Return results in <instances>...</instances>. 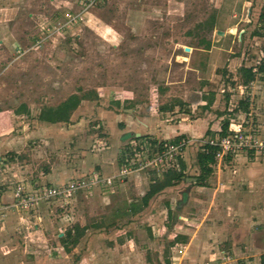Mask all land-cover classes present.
Wrapping results in <instances>:
<instances>
[{"label": "rangeland", "instance_id": "1", "mask_svg": "<svg viewBox=\"0 0 264 264\" xmlns=\"http://www.w3.org/2000/svg\"><path fill=\"white\" fill-rule=\"evenodd\" d=\"M263 7L264 0H0V123L11 120V133L22 137L18 124L25 121L28 135L49 137L2 150L0 126V188L13 193L24 185L12 177L18 170L34 181L56 152L93 158L115 153L116 160L143 162L152 153L148 142L166 136V126H178L181 118L189 123L206 110L224 114L222 120L245 116L264 132V71L247 86L239 72L264 64ZM89 91L96 99L82 101L70 117L85 121L68 139L69 150L52 142L50 129L37 130L42 108ZM205 98H213L208 109ZM241 100H248L247 114L235 111ZM21 104L28 114H15ZM160 106L172 110L160 112ZM134 134L148 139L139 144ZM207 139L204 132L188 144V176L198 173L196 153ZM133 175L67 205L8 207L0 220V264L171 262L181 223L173 220L175 202L184 187L160 192L134 215L154 172ZM251 194L259 195L255 189ZM83 225L88 232L63 249L64 233Z\"/></svg>", "mask_w": 264, "mask_h": 264}, {"label": "crops", "instance_id": "2", "mask_svg": "<svg viewBox=\"0 0 264 264\" xmlns=\"http://www.w3.org/2000/svg\"><path fill=\"white\" fill-rule=\"evenodd\" d=\"M78 116L74 118L73 115L67 124H50L54 128H48V126L42 124L44 122L40 121L39 126L35 127L37 130L48 131L50 129L52 142L54 141V143H58L69 150L71 145H67L70 142L68 139L71 140L75 137L80 125L82 126L85 121L84 119H79V121ZM221 118V115L211 111L207 112V110L202 116H194L191 121H188L189 123L186 119L181 118L178 121V126H166L168 132H165L166 136H160L158 142L170 141L176 137L184 136L185 138L190 137L187 141L194 145V142L208 129L212 133L217 132V128L221 126ZM99 120H103V118H99ZM120 121L119 123H121ZM25 123V121L19 122L18 127H21V130L18 133L20 132L23 136L20 137L19 134H16L17 138L11 133L15 123L12 124L11 120L6 124L0 123V126L4 127L2 150L23 147L29 139L41 138L42 135L36 133L28 135ZM197 126H200L201 132H198ZM262 128L264 129V127ZM262 134L264 136V132ZM42 138V141L47 143L45 138L49 137L42 136ZM185 155L183 156V162L185 163L186 174V158L188 157ZM45 159L47 167L36 175L37 179H34V181H31L32 177L26 171L18 170L12 173V177L17 183L24 182V185H17L14 190L21 186L27 192H32L37 187L44 185L62 186L72 180L85 177L96 175L100 177L114 176L124 164L126 158L122 160L121 156L116 160L115 153L110 154L109 157L102 155L93 158L90 154L82 153L70 157L56 152L50 159ZM196 171L198 173L195 176L186 174L187 177L183 181V186L180 184L181 186L176 185L177 187L173 186L163 190L171 193L176 188L184 187L179 191V199L175 202L176 215L173 216V220L175 218L181 219V223L177 227L179 229L177 231L179 235L178 242L175 243V247L178 248L174 249L170 258L171 262L169 259H166V261L169 264L173 261H178L180 264L264 263V157L253 158L238 155L226 163H215L213 173L207 179L206 186L196 185V177L199 175L198 167ZM133 174L132 176H134ZM127 179H129L128 176L122 180ZM111 187L100 185L92 191ZM4 189L0 188V204L9 206L12 203V193ZM242 189H246V193L238 192ZM254 189L259 193L256 199V196L251 194ZM113 191L114 188L109 189L110 193H113ZM89 193L80 191L69 202L63 204H70L76 196ZM59 203L61 204V202ZM173 203L174 200L168 204L170 210L173 208ZM191 208L195 211L194 215L188 213L192 210ZM80 227L86 228L84 234L88 232L86 225ZM166 261L165 264H167Z\"/></svg>", "mask_w": 264, "mask_h": 264}, {"label": "built area", "instance_id": "3", "mask_svg": "<svg viewBox=\"0 0 264 264\" xmlns=\"http://www.w3.org/2000/svg\"><path fill=\"white\" fill-rule=\"evenodd\" d=\"M220 131L219 128L213 136L207 137L208 139L201 144V146L208 145L214 148L215 163H226L238 155L253 158L264 157L262 131L259 127L254 126L252 122L246 120L245 116L241 120L229 119L225 135H220ZM188 144L189 142L184 139L176 143L165 142L162 146H160V142H157L153 148L148 149L152 153L148 154L143 162L125 159L117 174L110 177H100L98 175L85 177L72 180L62 186H40L32 192H27L23 187L18 186L12 193L11 205L0 204V220L3 218L4 211L11 206L31 210L45 202L67 203L80 191L91 192L100 185L110 187L116 180L122 181L126 176L142 170L153 171L157 176H160L168 170L177 169L179 159L183 158ZM144 150L146 151L147 148L142 151ZM171 264H180V262L173 261Z\"/></svg>", "mask_w": 264, "mask_h": 264}, {"label": "trees", "instance_id": "4", "mask_svg": "<svg viewBox=\"0 0 264 264\" xmlns=\"http://www.w3.org/2000/svg\"><path fill=\"white\" fill-rule=\"evenodd\" d=\"M264 19V7L262 8L261 12V19ZM213 27V23H210V28ZM254 35H259L257 32H255ZM254 68H244L241 67L239 69V72L241 74V84L243 86H247L250 83H252L255 78H256V73H261L264 71V64H260L256 71H254ZM96 94L95 92H84L81 95L79 94H71L69 95L65 100H63L61 103H59L55 107H44L40 110L37 120L40 122L48 123V124H58V123H69L70 122V117L72 113L80 106L82 101L86 100H94L96 99ZM94 98V99H93ZM206 99V104L204 109H208L209 106H211L213 102V98H205ZM182 103L178 102L176 104L177 106H181ZM248 100H241L238 103V106L236 108V112H242V113H248ZM131 108V107H129ZM128 108V109H129ZM172 110V106H160L159 111L160 112H170ZM16 115L20 114H28L27 107L23 104H21L17 110L15 111ZM224 115V114H220ZM229 124V118L228 119H223L221 122L220 126V135H225L227 128ZM120 127H122V124H120ZM207 137L213 136L214 133L211 131H207L205 133ZM184 136H179L176 137L168 142H178L181 139H183ZM134 141L138 142L139 144H142L144 140H147V136H140L136 138L133 135ZM158 141L156 140H151L148 142L149 148H153L154 145ZM165 142H160V146L164 144ZM214 148L208 146V145H202L200 146L197 155H196V166L198 167L199 170V175L196 177L197 182L196 185L198 186H206L207 184V179L212 175L213 173V165L215 164L214 160ZM125 159L122 156V160ZM185 163L183 162L182 159H179L178 162V167L177 169H172L164 172L160 176L153 175L152 178L150 179V183L148 185V189L146 193L142 196L141 198V204L137 209H134V215L137 214L140 211V208H145L148 206L149 201L155 197L157 194L162 192L166 188H170L173 186L178 185L179 183L183 182L184 179L187 177L185 174ZM168 216H171V212L168 213ZM86 230L85 227H80V226H74L72 229L66 231L64 233L63 237L60 238L61 241V246L63 249L69 251L72 247H74L78 240L83 236L84 231ZM167 264H169L168 261H166Z\"/></svg>", "mask_w": 264, "mask_h": 264}, {"label": "water", "instance_id": "5", "mask_svg": "<svg viewBox=\"0 0 264 264\" xmlns=\"http://www.w3.org/2000/svg\"><path fill=\"white\" fill-rule=\"evenodd\" d=\"M185 50L188 51L189 49L188 48H185ZM126 111H130V110H126ZM135 137L138 138V137H140V135L139 134H136Z\"/></svg>", "mask_w": 264, "mask_h": 264}]
</instances>
